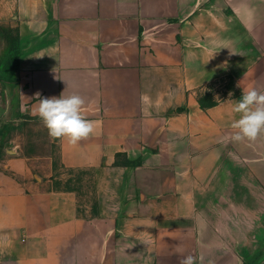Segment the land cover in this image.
Segmentation results:
<instances>
[{
  "label": "crops",
  "instance_id": "obj_1",
  "mask_svg": "<svg viewBox=\"0 0 264 264\" xmlns=\"http://www.w3.org/2000/svg\"><path fill=\"white\" fill-rule=\"evenodd\" d=\"M0 28L17 52L0 63V264H264V134L226 139L233 102L264 92V0H0ZM228 78L240 94L202 106ZM37 92L81 95L95 132L50 138ZM57 156L85 176L57 186Z\"/></svg>",
  "mask_w": 264,
  "mask_h": 264
},
{
  "label": "clouds",
  "instance_id": "obj_2",
  "mask_svg": "<svg viewBox=\"0 0 264 264\" xmlns=\"http://www.w3.org/2000/svg\"><path fill=\"white\" fill-rule=\"evenodd\" d=\"M64 92L59 97L43 98L40 92L35 93L37 104L33 107V115L41 119L50 138L66 140L74 145L89 138L98 122L88 119L84 114L86 101L81 95L65 96ZM141 102L151 105L146 94L141 96ZM232 112L239 114V118L232 121L233 133L226 139L232 142L254 141L264 134V92L256 88L244 89L241 98L233 102ZM180 264H196V258L187 255Z\"/></svg>",
  "mask_w": 264,
  "mask_h": 264
},
{
  "label": "rangeland",
  "instance_id": "obj_3",
  "mask_svg": "<svg viewBox=\"0 0 264 264\" xmlns=\"http://www.w3.org/2000/svg\"><path fill=\"white\" fill-rule=\"evenodd\" d=\"M2 37L8 38V41H5ZM15 49L16 47L12 33H9L6 28H0V63L6 64L7 61H9L10 65H16L17 52ZM240 92L241 89L237 88L235 80L228 78L224 79L218 87H215L214 85H209L208 89L202 92L200 96V101L202 100L204 103L210 104L229 96L230 93L234 95H239ZM56 164L58 169L57 174L59 176H62L63 178H69L66 182L63 180L57 181L56 185L59 187H70L72 185L70 182L71 177L81 178L85 176V173L83 172L67 169L61 166L58 156L56 158Z\"/></svg>",
  "mask_w": 264,
  "mask_h": 264
},
{
  "label": "trees",
  "instance_id": "obj_4",
  "mask_svg": "<svg viewBox=\"0 0 264 264\" xmlns=\"http://www.w3.org/2000/svg\"><path fill=\"white\" fill-rule=\"evenodd\" d=\"M200 102H201L202 106H209V105H212V104L216 103V102H213V103L208 104V103H204L202 100Z\"/></svg>",
  "mask_w": 264,
  "mask_h": 264
}]
</instances>
